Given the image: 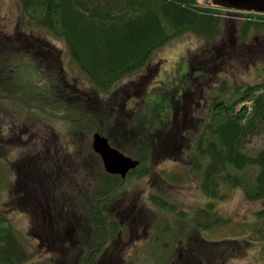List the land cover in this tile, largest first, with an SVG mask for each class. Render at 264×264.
I'll return each mask as SVG.
<instances>
[{"label": "rangeland", "instance_id": "1", "mask_svg": "<svg viewBox=\"0 0 264 264\" xmlns=\"http://www.w3.org/2000/svg\"><path fill=\"white\" fill-rule=\"evenodd\" d=\"M199 3L212 6V0H199ZM217 9L224 19L221 37L208 40L193 33L176 37L157 49L143 68L126 75L109 91L100 92L74 61L63 39L29 24L23 17L20 0H0V63L5 67L3 73L9 77H6L5 87L0 85V95L5 97L0 99V213L12 223L28 251L29 260L25 264L61 263L59 258L52 260L55 252L40 243L41 227L31 229L30 218L25 213L24 177L17 180L14 164L22 159L27 146L31 147L32 143L34 146L47 137V133L51 137L58 135L59 144L65 147H72L71 137L78 134V139H74L76 144L87 150L92 146L95 133L99 132L128 157L136 160L145 158V167L149 170L146 176H140L138 171L128 183L123 182L120 193L113 197V207H120L121 202L129 201L139 192V202L144 201L146 208L148 206L146 210L150 211V218H166L161 225H153L154 220L150 221L153 228L140 239L141 243L132 246L133 252H129L127 264H264V231L256 232V214L264 209V199H252L243 188L227 185L221 179L218 180L220 195L217 197L212 195L214 190L211 186L208 191L204 188L208 183L207 168L213 161L208 153L207 139L213 140L211 129L217 128L223 118L224 110L219 106L233 104L248 87L264 82V28L259 31L249 29L248 36H245L246 22L264 24V18ZM49 48L59 51L61 59L57 61L51 52H46ZM38 49H44L45 53L41 54L39 50L37 55ZM193 65L203 67L193 71ZM56 68H59L60 76L49 77L50 69ZM3 73L0 68V74ZM56 81L62 82L54 88L55 100L52 99L54 97H45L52 95L51 84ZM189 89L193 90V95L189 94L191 99L186 100H196L187 104L186 111L178 108L177 114L178 124L187 128L188 139L183 141L180 136L171 134L172 130L176 131L172 123L168 126L159 123L169 119L173 98L180 92L184 95ZM60 98L67 101L66 104L61 105L57 101ZM252 104L253 101L239 104L230 115H237L243 107L250 112ZM190 106L195 107V112H189ZM72 107L89 113L95 124L85 119L88 117L75 124L78 118L73 120V117L76 116L70 119L62 115L59 119L53 114H64ZM166 134L171 137L166 138ZM203 134L206 138L202 150L200 141ZM262 149L264 120L257 122L250 131L244 152L254 157ZM167 159L170 161L164 162ZM230 170L249 182L245 184L254 185L257 166H249L243 172L234 167ZM71 172L70 169L66 171L70 175ZM163 200L166 202L164 210L156 204L163 203ZM212 204H215L213 212L216 216L227 221L201 230V237L207 242L238 241L245 245V252L213 259L204 255L200 261L187 262L189 243L199 234L197 222L207 223L209 220L204 214L197 217L209 210ZM69 207L73 206L69 204ZM84 207L81 205V210L84 211ZM159 209L163 211L159 212ZM183 211L187 213L186 217ZM112 218L117 219L115 212ZM87 219L82 216L81 220L71 221L80 235L67 234L72 245L66 264H76L79 256L85 259L84 264H102L99 252L86 261L96 248H83V244L75 247L73 243L79 242V237L84 243L99 240L100 244L105 242L107 246L117 239V235L111 236L113 230L109 233L107 227L97 229V219L107 222L104 217L98 215ZM131 221H126L125 229L120 227L124 231L122 233H126L120 243L121 248L125 245L124 249L127 248L128 224ZM133 221L134 228L140 227L139 219ZM54 223L65 234L67 226L59 220H54ZM167 227L170 228L165 229ZM156 234H159L157 241ZM101 236L106 239H100ZM186 245L184 252L182 247Z\"/></svg>", "mask_w": 264, "mask_h": 264}, {"label": "trees", "instance_id": "2", "mask_svg": "<svg viewBox=\"0 0 264 264\" xmlns=\"http://www.w3.org/2000/svg\"><path fill=\"white\" fill-rule=\"evenodd\" d=\"M20 4L23 17L29 24L42 28L66 42L74 61L100 92L109 91L126 75L143 68L157 49L176 37L193 33L208 40H216L223 35L224 19L219 15L220 11L214 10L213 5L201 6L199 0H20ZM263 28L264 24L246 22L245 36H248L249 29L259 31ZM41 45L42 43L39 47ZM46 50L51 52L57 61L61 59L59 51L50 48ZM43 51L44 49H38L35 53L44 54ZM1 59L0 56V61ZM193 66V71L203 67ZM0 68L3 73L5 67L3 68L1 63ZM3 74H0L2 86L8 77L6 73ZM59 76V68L50 69L49 77ZM56 82L51 84L52 95L45 97H54V88L62 81ZM2 98L5 97L0 95V99ZM52 99L55 100V97ZM61 99L63 98L57 100ZM246 101H253L250 112L247 107H243L237 115H230L239 104ZM219 107H223L224 110L222 123L217 128L211 129L213 140L210 142L207 139L208 153L213 161L207 168L208 183L204 188L208 191L211 186L214 190L212 195L217 197L220 195L218 180L221 179L227 185L243 188L252 199H264V149L254 157L244 152L250 131L255 128L257 122L264 120V82L248 87L233 104L229 106L221 104ZM72 109L68 112L66 110L64 114H53L60 117L69 116L70 119L76 116L79 124L81 118L88 117L85 119L90 124L94 123L93 119L89 118L91 117L89 113L82 109L80 111L78 107ZM244 121H247L246 124ZM205 138L206 135L203 134L200 141L202 150ZM18 161L15 168H23L24 161ZM141 162L137 172L146 176L149 174V170L145 167L146 159ZM249 166L258 167L252 187L245 184L249 182L244 177L230 170L234 167L239 172H243ZM115 190L114 184L113 196L116 195ZM156 204L164 210V202H156ZM214 209L215 204H212L209 210L198 215L197 218H201L204 214L207 220L209 219L207 223H203L202 220L197 222L199 231L226 223V219L216 216ZM184 216L186 217L187 214L184 213ZM256 218L258 222L256 232L261 233L264 231V209L256 214ZM105 227L113 230L111 236H116L121 222L116 219L107 222L97 219V229ZM103 237L101 236L100 239ZM189 246L187 262L200 261L204 255L213 259L235 253L242 255L245 252L243 243L235 240L207 242L200 233L193 237ZM28 260V251L17 236L14 226L3 213H0V264H25Z\"/></svg>", "mask_w": 264, "mask_h": 264}, {"label": "flooded vegetation", "instance_id": "3", "mask_svg": "<svg viewBox=\"0 0 264 264\" xmlns=\"http://www.w3.org/2000/svg\"><path fill=\"white\" fill-rule=\"evenodd\" d=\"M192 89H189V92H185L184 95L180 92L179 95L177 94L173 98L172 105L170 106L169 119L165 122L159 123L165 124V126L172 123L176 131L172 130L171 134L173 136H180L183 141L188 139L186 134L187 128L178 124L177 114L179 109L186 111V108H188L186 107L187 104L195 102L196 99L186 100L190 97L189 94H191V96L193 95ZM62 92L63 90H61V93ZM57 101L65 104L67 102L64 99ZM205 103L207 106L206 99ZM189 112H195V107L190 106ZM191 116L193 118L195 117V115ZM58 118L60 119L61 117ZM75 119L76 118H73V120ZM202 120H204L203 116ZM76 123L79 124L78 120ZM76 126L79 127V125ZM181 127L183 128L182 131H180ZM50 135L51 134L47 133V137L41 139V141L37 142L34 146L31 142V147L27 146L25 154L21 159V161H24V170L22 171L17 168V180H21L22 177L25 179V213L30 218L31 229H35L36 226H39V228L41 227V236H39V240L42 246H45L47 249H52L55 252L52 260L59 258L61 264H66V261H68L69 258L67 253L70 250L69 247L72 245L67 234L72 232L75 235H80L78 230L73 228L71 221L81 220L82 216H84L85 219H90L92 217L97 218L98 215L104 217L105 220L110 221L111 219H114L112 218V214L115 212L117 217L116 220L120 219L119 221L121 222L122 229L126 228L124 227L125 224H127L126 221H129V219L132 220L130 224H128L130 225L128 230L130 236L127 241L126 249H124L125 245L122 248L120 247L122 237L126 235V233H122L124 231L121 228L117 233V239L114 240L115 243H111L109 246L104 245L105 242H101L102 244H100L97 240L94 243H84V241L82 242L81 237H79V242L77 241L76 243H73V245L76 247V245L80 246L83 244V248H96L94 252L87 257V262L90 261L91 255L93 258L99 252V254H101L102 264H127L129 260V252H133L132 246L141 243L140 239L148 235L151 231L150 228H153L150 227V221L154 220V222H152L153 225H161L160 223H162V220L166 219L158 216V219L150 218V211L146 210L148 206L146 208L144 201L139 202L141 201L139 200V192L138 196L130 198L129 201L124 200L121 202L120 207H113V185H116V195L119 194L123 182L128 183V180L131 177H134V174L138 169L136 168V171H129L126 178H123L120 175H111L106 171L101 156L95 152L93 143L91 147L86 148L87 150H84L83 147H78L76 144L77 142L74 140L75 138L78 139L77 134L75 138H73V135L71 137L73 139L72 147H65L59 144L58 135L55 137H51ZM168 136L171 137L170 134L165 135L166 138ZM109 142L112 147L120 150L118 146L111 142V140H109ZM168 161L170 160L167 159L164 162ZM15 165L16 163L14 166ZM67 169L72 170L71 175L66 173ZM82 176H84V179H82ZM87 176L89 178H87ZM97 176L100 177L99 180L97 179ZM140 176L143 175L140 173ZM137 179L141 180L140 177H137ZM163 202L166 205L164 200ZM96 203H98V205H96ZM69 204L73 207H69ZM81 205L85 206L84 211L81 210ZM162 211L163 210L160 211L159 209V212ZM183 212L186 213L185 211ZM135 219H139L140 224L138 225L140 227L134 228L132 226L134 223L133 220ZM45 220H47V223ZM54 220L62 221V223L67 226V230H64L65 234L62 233L61 227H58L57 224L55 225ZM169 228L170 227H167L165 229ZM107 230L109 233L112 231L110 228H107ZM158 235L159 234H156L155 241L159 239ZM180 243L182 244L183 241L180 240ZM164 246H167V244ZM164 246L163 251H165ZM102 247L104 248L102 249ZM187 247V245L185 247L183 246L182 250L185 252ZM129 248L130 250H128ZM64 254L66 256H64ZM76 261V264H84L83 262L85 259L83 260V257L79 256Z\"/></svg>", "mask_w": 264, "mask_h": 264}, {"label": "water", "instance_id": "4", "mask_svg": "<svg viewBox=\"0 0 264 264\" xmlns=\"http://www.w3.org/2000/svg\"><path fill=\"white\" fill-rule=\"evenodd\" d=\"M212 3L227 10L264 14V0H212ZM93 148L101 156L106 171L111 175L126 178L129 171L140 165L139 160L128 157L112 147L109 139L101 133L94 135Z\"/></svg>", "mask_w": 264, "mask_h": 264}]
</instances>
